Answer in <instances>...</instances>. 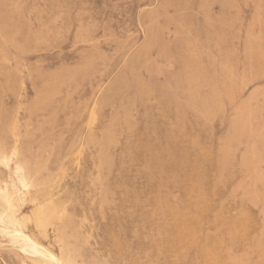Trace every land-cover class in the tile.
<instances>
[{
	"label": "rangeland",
	"instance_id": "obj_1",
	"mask_svg": "<svg viewBox=\"0 0 264 264\" xmlns=\"http://www.w3.org/2000/svg\"><path fill=\"white\" fill-rule=\"evenodd\" d=\"M0 227L68 264H264V0H0ZM0 264L49 263L0 235Z\"/></svg>",
	"mask_w": 264,
	"mask_h": 264
},
{
	"label": "bare ground",
	"instance_id": "obj_2",
	"mask_svg": "<svg viewBox=\"0 0 264 264\" xmlns=\"http://www.w3.org/2000/svg\"><path fill=\"white\" fill-rule=\"evenodd\" d=\"M15 123H18V122H15ZM15 123H14V125H15ZM16 145L17 144H15L14 147ZM46 164H49V163H46ZM7 206H9V205H7ZM1 223H2V221H1ZM0 235L3 238L8 240V244L11 246V249L13 248V249H15V251L17 250L18 253H20L21 255H23V256H25V257H27L29 259H32L33 261H36V262L38 261V262H42V263L46 262V263H49V264H68L61 257H59L56 254H54L53 252H51L43 244H41L40 242L36 241L35 239H33L31 236H29L28 234L24 233L23 231H20V230H17V229L12 230V229H9L7 227H0Z\"/></svg>",
	"mask_w": 264,
	"mask_h": 264
}]
</instances>
